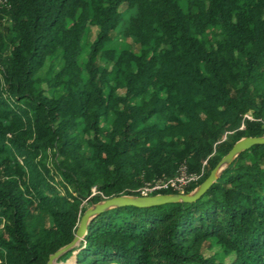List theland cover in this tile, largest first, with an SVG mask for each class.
Masks as SVG:
<instances>
[{"label":"trees","instance_id":"1","mask_svg":"<svg viewBox=\"0 0 264 264\" xmlns=\"http://www.w3.org/2000/svg\"><path fill=\"white\" fill-rule=\"evenodd\" d=\"M54 55L61 66L38 75ZM261 134L264 0L0 2V264H46L83 201L136 195L181 168L199 174L189 192ZM212 244L232 259L206 255ZM108 263L264 264V142L194 200L98 212L54 262Z\"/></svg>","mask_w":264,"mask_h":264},{"label":"water","instance_id":"2","mask_svg":"<svg viewBox=\"0 0 264 264\" xmlns=\"http://www.w3.org/2000/svg\"><path fill=\"white\" fill-rule=\"evenodd\" d=\"M263 142L264 134L245 135L237 139L231 145L229 150L225 154H223L221 158L217 161V163L211 168L208 175L189 192H159L147 195L116 194L91 203L92 206L87 207L80 215L75 234L72 239L68 243L49 253L48 258L46 260V264H54L56 258L61 252L76 245L85 233L87 222L92 216H94L98 212L110 206L119 204L151 205L166 201L194 200L200 197L205 192V190L211 185V183L216 179L218 174L222 171L224 166L228 164L229 161L234 158L240 151L248 148L254 143Z\"/></svg>","mask_w":264,"mask_h":264},{"label":"rangeland","instance_id":"3","mask_svg":"<svg viewBox=\"0 0 264 264\" xmlns=\"http://www.w3.org/2000/svg\"><path fill=\"white\" fill-rule=\"evenodd\" d=\"M120 10L123 11L124 17L128 16L129 11L126 8V4L122 3L120 5ZM96 31V26L95 25H91L89 26L88 30H87V36H86V40H91L94 36V33ZM114 42L117 44H125L126 40L125 38L122 36L121 33L116 32L115 33V38H114ZM61 58L58 55H54V56H48L45 63L39 68L37 74L44 77L46 74V69L48 66L53 67L54 69H58L61 66ZM43 85H45L46 83L43 81L42 83ZM247 115H250V113L248 112ZM113 118V113L111 112L108 116V118L106 119V121H110ZM104 122V120H102V123ZM126 194V193H124ZM85 208L92 206L91 203H88L86 201H83ZM83 210V211H84ZM203 252L208 255V254H213L216 255L218 257V259L220 260H224V261H230L232 259L233 254L232 253H225L222 250L219 249L218 245L216 244H212L210 246H205L203 247ZM71 260H73V256L70 257ZM108 264H114V263H108Z\"/></svg>","mask_w":264,"mask_h":264},{"label":"built area","instance_id":"4","mask_svg":"<svg viewBox=\"0 0 264 264\" xmlns=\"http://www.w3.org/2000/svg\"><path fill=\"white\" fill-rule=\"evenodd\" d=\"M5 0H0L3 2ZM199 174L196 172H186L184 168H181L179 173L168 178H153L144 181L137 190L139 191L136 195H147L163 192L165 189H173L174 192H184V187L198 179ZM94 192V187H92ZM124 194V193H121ZM127 194V193H126Z\"/></svg>","mask_w":264,"mask_h":264}]
</instances>
